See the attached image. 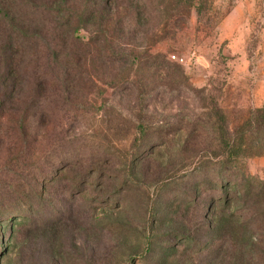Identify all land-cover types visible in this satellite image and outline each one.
<instances>
[{
	"label": "rangeland",
	"instance_id": "rangeland-1",
	"mask_svg": "<svg viewBox=\"0 0 264 264\" xmlns=\"http://www.w3.org/2000/svg\"><path fill=\"white\" fill-rule=\"evenodd\" d=\"M35 2L0 0V264H264V0Z\"/></svg>",
	"mask_w": 264,
	"mask_h": 264
},
{
	"label": "trees",
	"instance_id": "trees-1",
	"mask_svg": "<svg viewBox=\"0 0 264 264\" xmlns=\"http://www.w3.org/2000/svg\"><path fill=\"white\" fill-rule=\"evenodd\" d=\"M3 2H7V3H11V2H15L18 7H17V12H19L20 14H26L27 12L30 13H35L34 9L36 7V2L35 0H2ZM17 2H21L22 3V9L20 10L19 7L21 5V3H17ZM101 2V0H100ZM16 5V6H17ZM14 10L16 11V8H14ZM9 25H14L13 23H10ZM17 30V29H16Z\"/></svg>",
	"mask_w": 264,
	"mask_h": 264
},
{
	"label": "built area",
	"instance_id": "built-area-1",
	"mask_svg": "<svg viewBox=\"0 0 264 264\" xmlns=\"http://www.w3.org/2000/svg\"><path fill=\"white\" fill-rule=\"evenodd\" d=\"M173 58H175L176 60L180 61V62H184V58L183 57H178L176 55L173 56Z\"/></svg>",
	"mask_w": 264,
	"mask_h": 264
}]
</instances>
